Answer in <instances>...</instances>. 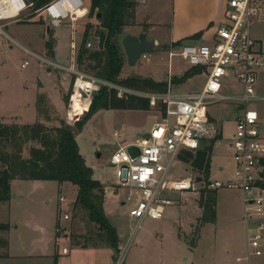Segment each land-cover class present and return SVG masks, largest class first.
<instances>
[{"label": "rangeland", "instance_id": "1", "mask_svg": "<svg viewBox=\"0 0 264 264\" xmlns=\"http://www.w3.org/2000/svg\"><path fill=\"white\" fill-rule=\"evenodd\" d=\"M83 2L88 7L89 13L90 0H83ZM164 2L163 11V2L160 1L159 6L155 5L154 11H158V13L153 19L165 23L160 27L167 29L170 22L169 6L168 0H164ZM139 4L136 1V7ZM150 6L149 0H146V3L140 4L139 8L148 9ZM133 21L135 25V16ZM97 23L95 17H89L87 14L78 19L74 26L66 20L59 26L51 28V37L55 43L54 62L59 65V67H54L50 60L45 58L42 61L40 59V55L43 53L42 49H44V39L48 37L46 32L48 23L42 16L31 17L26 11L17 19L0 21L6 34L11 35L18 44L35 53L34 55L23 50L19 45L7 40L3 34L0 35L2 42L0 44V122L9 121L10 117L15 115L18 116L19 121L21 120L20 122H33L32 111L27 106L18 107L17 94L24 86L29 91H35L38 82H40L44 88L49 90L56 104L53 103L54 101L49 103L44 95H40L43 99L41 97L42 100H39L37 104L38 115L49 120L48 126L50 127L66 125L63 116L72 79L71 73L66 68L74 66L81 70L76 64V55L82 35L87 28L89 30L87 41L92 42L89 49L97 48L95 28ZM133 26L125 27L117 39L120 41L124 34L130 33L131 28L135 34H138L140 29ZM141 27L144 29L143 25ZM156 31L157 28L154 33H157ZM160 31L162 32V30ZM250 32L264 50V12L261 16L252 18ZM147 37L150 38L151 34L149 33ZM72 39L76 42L74 51L70 48ZM163 40L161 35V42ZM185 43L194 42L186 41ZM160 45L162 46L160 50L148 54L147 58H140L134 66L127 64L124 50H122L124 62L119 79L127 77L152 78L156 81L166 82V90L179 94L200 89L205 82L204 73L200 72L184 78L185 71L190 67L181 57L169 58L166 52L170 45L174 46V44L160 43ZM24 61H27V64L21 67ZM47 68H51V71L48 72ZM173 78H175L174 81ZM259 81L264 86V75ZM113 84L116 88L112 89L116 91L118 97L124 93L140 97L151 93H163L157 90H141ZM226 88L238 89L239 87L236 82L231 81L226 84ZM119 89L122 91L120 95ZM93 102V109H90L83 119L71 125L69 129L73 131L80 154L93 171L92 177L103 183V208L110 225L117 232V247L112 249L104 232L89 220L86 210L74 205L77 188L70 181L63 182L60 187L56 181L52 180L18 181L24 183L22 187L25 193L31 192V197L34 199L32 205H35L33 207L39 212V217H46L47 221H53L57 214L59 227L56 232L60 237L66 232L72 243L98 245L95 264H112V255H114V264L120 262L121 264H225L228 261L233 264H244V260L237 261L235 258L244 256L243 252L247 247V233L237 221L233 224L226 222L227 216H238L235 191L231 189H220L217 193L216 223H200L202 209L198 205V199L201 190H198L166 193L171 202L165 206L160 218L157 220L145 219L138 228H135V222L130 216L129 205L122 204L120 207V201L124 199L126 189L117 186L115 167L109 164V155L117 146L118 141L142 138L153 124L162 120V110L158 104L150 107L147 111L104 109L99 100L94 99ZM248 105L258 109L264 115V103L256 105L254 102H250ZM208 110L222 129L220 139L215 140L213 146L209 141L204 143L205 145L210 144L212 148L211 174L204 176L193 169L190 164L181 162L176 157L167 173V178H182L191 173L201 176L202 181L205 182L215 179V177L224 179L232 176L233 161L229 141L235 130L233 114L236 106L228 101H220L210 105ZM115 130L118 134L116 137L113 134ZM29 146L30 144L24 146V156L28 155ZM33 183L39 184L34 187ZM60 195L65 197V202H58ZM16 205L20 211L25 207L22 202H18ZM63 212L68 213V219L64 220L59 217ZM5 216L4 211L1 210L0 220L5 219ZM245 254L247 255V253Z\"/></svg>", "mask_w": 264, "mask_h": 264}, {"label": "built area", "instance_id": "2", "mask_svg": "<svg viewBox=\"0 0 264 264\" xmlns=\"http://www.w3.org/2000/svg\"><path fill=\"white\" fill-rule=\"evenodd\" d=\"M135 1L143 3L145 0ZM32 6L33 3L27 0H0V21L17 19ZM263 12V0H225L223 19L214 27L209 43H181L170 45L166 50L169 58L178 56L189 67H202L206 78L198 90L182 94L166 90L143 95L149 100L150 107L159 102L164 104L162 120L155 123L142 138L118 141L109 155V164L115 167L116 184L126 189L120 203L129 205L135 228L145 219L160 218L165 206L171 202L166 196L168 192L204 188L238 190L244 196V220L256 221L247 233L248 254L261 255L264 238V115L248 104L264 103V90L257 89L258 77L264 74V50L250 32L252 18L261 16ZM34 13L44 18L48 28L57 27L66 20L74 26L78 19L88 14V7L83 0H51ZM1 34L16 44L0 25ZM91 46L92 42L88 41L86 47ZM70 48L72 51L76 49L74 39L70 41ZM147 56L143 54L141 58ZM26 64L27 61H24L21 67ZM66 70L71 73L72 79L64 121L71 126L87 115L93 97L101 87L116 86L74 66ZM231 81L236 82L239 88L227 89L226 84ZM119 92L120 95L121 89ZM220 101L236 106L233 114L235 130L229 141L232 178L204 182L201 176L191 173L182 178H167L181 150L195 151L222 133L208 110L210 105ZM113 134L118 136L116 130ZM198 177H201L200 181ZM65 201L63 195L58 197V202ZM59 217L66 220L69 215L63 212ZM67 252L66 248H62V253Z\"/></svg>", "mask_w": 264, "mask_h": 264}, {"label": "trees", "instance_id": "3", "mask_svg": "<svg viewBox=\"0 0 264 264\" xmlns=\"http://www.w3.org/2000/svg\"><path fill=\"white\" fill-rule=\"evenodd\" d=\"M33 6L28 11L33 17L35 11L51 0H27ZM135 0H90L89 17L100 13L95 26L96 35L99 28L107 30L106 39L102 49L90 50L86 47L88 42V28L82 35L81 44L76 55V64L81 70L94 74L108 82L121 84L126 87H135L141 90H157L165 92L167 83L156 81L152 78L127 77L119 79L123 67V54L121 42L117 36L125 27L134 25ZM92 27V25H89ZM48 37L44 39V55L53 57L54 41L52 29L49 28ZM200 32L195 36H200ZM121 40V39H120ZM183 41L174 42V46ZM97 46V44H96ZM203 72L202 67H190L183 77ZM175 78L172 80L174 81ZM42 96H38L37 103ZM99 100L104 109H135L149 110V100L145 97L124 93L121 97L116 95L112 88L101 87L94 95L93 100ZM90 105L92 110L94 102ZM161 110L162 102L158 103ZM221 134L217 139H220ZM215 139V140H217ZM215 140L209 141L212 146ZM30 144L28 155H23L24 146ZM33 144V145H31ZM9 147V148H8ZM206 147V148H205ZM210 144H203L195 151L181 150L178 160L190 164L204 176L210 173L211 159ZM264 165V160L262 161ZM93 171L86 164L84 157L79 152L78 144L73 131L65 125L50 127L48 124L36 121L31 124H3L0 123V201H7L11 197L10 181L13 178L20 180H53L59 184L70 181L76 188L74 205L85 209L90 221L104 232L108 244L116 249L118 236L115 228L110 225L103 208L104 186L98 179L92 177ZM198 205L202 209L200 223H214L216 221L217 190L201 189ZM59 225L56 224V230ZM8 224H0L1 230H7ZM56 234H58L56 232ZM77 240V238H76ZM4 241H0V244ZM75 244H80L76 242ZM82 246H85L84 244ZM56 264V257L54 258Z\"/></svg>", "mask_w": 264, "mask_h": 264}, {"label": "crops", "instance_id": "4", "mask_svg": "<svg viewBox=\"0 0 264 264\" xmlns=\"http://www.w3.org/2000/svg\"><path fill=\"white\" fill-rule=\"evenodd\" d=\"M160 1L163 2V11V6L165 4L164 0H149L151 6L148 9H140L139 5L142 4L140 3L135 8V25L133 26L135 28L138 27L141 31L143 29L141 25H143L148 34L150 33L151 37L157 38L160 43L172 44L176 41H183V43L186 41H192L196 44L209 43L214 32V27L223 19L225 0H168L170 22L167 29H164L160 26L164 25L165 23L159 22L160 20L157 22V20L155 21L153 19L158 13V11H154L155 5L159 6ZM145 3L146 0L143 2V4ZM156 28L157 33H154ZM160 30H162V32ZM46 32H48V30ZM129 32L135 34V32L132 31V28ZM159 32H161L162 38L164 39L163 42H161V35H159ZM199 32L201 33L200 36L196 37L195 35ZM8 36L11 37L23 50L35 55L34 52H31L23 45L18 44V42L11 35ZM42 50L43 53L40 55V58L45 60L46 57L44 55V49ZM53 53V57L46 59L50 60L55 67V43L53 47ZM47 71H51V68H47ZM262 75L258 77V91L264 90V86L261 85L259 81ZM39 95H44L49 103L54 101L53 103L56 104L55 99L52 97L49 90L44 88V85H41L40 82H38L35 91H29V89L24 86L22 87L21 92L17 94L18 99L16 103L18 107L27 106L32 111V117L34 118V121L20 122L21 120L19 121L17 118L18 116L15 115L11 116L9 121H3L0 123L31 124L39 121L48 124L49 120L44 117L42 118L37 113V99ZM221 170L223 169L221 168ZM230 178H232V176L228 178L225 177L223 180ZM215 179L222 178L215 177ZM18 181L36 182L39 180H20L16 178L11 179L10 199L7 201H0V211L3 210L6 215L5 219L0 220V224L9 225L7 230L0 229V241H4V244H0V264H54L55 257L56 264H95L96 248L98 245L92 246L90 244H84L85 246H82L83 244H75L69 241L68 233L66 232L62 237L56 234L57 214L54 216L53 221H47L46 217H39V212L35 207H33L35 205H32V203H34V199L31 197V192L28 191L25 193L22 187L24 183H19ZM38 184L39 183H33V186L35 187V185L37 186ZM61 184L58 183L59 187ZM218 191L219 190H217V193ZM234 191L236 195V201L238 203V216H227L226 222L233 224L237 221L238 224L242 225L244 231L248 233V230L256 224V221H254V219L248 221L244 220V196L240 191ZM18 202H22L23 206H25L21 211L16 208V204ZM121 205L122 203H120V207H122ZM216 221L214 223H216ZM62 248H66L68 252L62 253ZM263 248L264 238L262 241L261 255H249L248 247H246V250L243 252L244 256H237L235 259L237 261L244 260V264H264ZM245 253H247V255ZM113 257L114 255H112V264H114ZM252 258H254V261H252ZM225 264L233 263L228 261Z\"/></svg>", "mask_w": 264, "mask_h": 264}, {"label": "water", "instance_id": "5", "mask_svg": "<svg viewBox=\"0 0 264 264\" xmlns=\"http://www.w3.org/2000/svg\"><path fill=\"white\" fill-rule=\"evenodd\" d=\"M99 17L100 13H97L95 18L98 19ZM47 30H49V28ZM106 35L107 30L105 28H99L97 35L98 49L103 48ZM147 36V30L142 29L138 34L126 33L121 37V46L124 50L126 61L129 66H134L143 54H152L162 48L157 38H148ZM65 127L70 128V125H65ZM97 156H99V153H97ZM197 180L200 181L201 177H198Z\"/></svg>", "mask_w": 264, "mask_h": 264}, {"label": "bare ground", "instance_id": "6", "mask_svg": "<svg viewBox=\"0 0 264 264\" xmlns=\"http://www.w3.org/2000/svg\"><path fill=\"white\" fill-rule=\"evenodd\" d=\"M77 13L79 14L80 12L78 11Z\"/></svg>", "mask_w": 264, "mask_h": 264}]
</instances>
